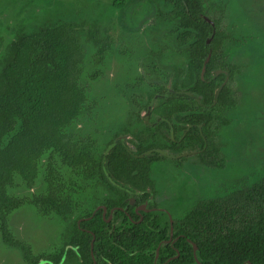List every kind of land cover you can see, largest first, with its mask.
Here are the masks:
<instances>
[{"label": "trees", "instance_id": "trees-1", "mask_svg": "<svg viewBox=\"0 0 264 264\" xmlns=\"http://www.w3.org/2000/svg\"><path fill=\"white\" fill-rule=\"evenodd\" d=\"M168 1L169 9L159 8L158 17L181 31L178 43L185 45L189 64L186 83L192 85L191 89L200 101L189 94H173L160 99L153 111L169 119L175 112H186L175 115L176 132L185 130L187 125L183 123L189 120L202 124L201 131L197 125H193L178 147L173 148L179 150L185 145L197 143L200 162L222 169L226 156L220 134L231 123L228 114L239 101L231 82L239 67L227 63L224 58L223 47L231 37L221 25L224 7L218 6L221 15L214 17L203 0ZM201 14L211 17L215 25L206 21ZM84 24L76 20H46L31 31L20 27L0 56V230L4 241L20 247L32 264H36L37 257L30 253L28 246L16 240L8 228L9 214L25 202L23 198L8 192L16 175L27 185H32L38 175L42 156L50 152L47 194L38 197L36 202L51 207L62 219H69L73 212L72 201L64 194L65 185L61 182L55 184L60 176L54 167L53 153L59 152L62 160L78 173L87 178L96 177L100 184L110 190L122 191L116 197V202L106 203L109 208L122 205V200L129 194L120 186H131L136 190L149 187L154 190L151 162L159 158V154L151 157L138 155L151 147H161L159 134L165 127L169 129L168 124L163 122L153 128L156 130L153 134L145 128L137 130L135 134L140 143L143 145L146 142L147 145L132 150L118 142L109 151L105 166L103 152H99L91 141L72 143L64 134L65 126L82 111L86 100L79 83L85 56L81 42ZM214 30L213 40L207 45L206 40ZM87 39L96 47V61L100 62L110 50L111 41L108 36L102 35V28L98 24L89 25ZM210 51L211 58L202 79V68ZM218 68L228 69L231 80L221 89L215 102V93L225 78L223 73L214 77ZM161 91L158 87L150 94ZM164 220L163 214L157 215V222ZM147 222L153 221L146 219L143 225L119 229L115 234L119 245L109 247L105 244V254L114 264H156V249L167 238V230L148 228ZM184 223L185 238L175 243L179 256L167 261L176 255V250L170 243L163 245L159 263L197 264L192 245L195 243L202 264H264V178L229 196L199 201L185 216ZM105 225L99 211L91 219L83 221V226L92 232L82 231L77 226L73 229L78 234L72 236L84 257L88 255L90 264H93L90 256L92 233L95 234L96 254L106 231ZM69 238L70 235L65 232V244ZM64 251L65 246L56 261Z\"/></svg>", "mask_w": 264, "mask_h": 264}, {"label": "rangeland", "instance_id": "rangeland-1", "mask_svg": "<svg viewBox=\"0 0 264 264\" xmlns=\"http://www.w3.org/2000/svg\"><path fill=\"white\" fill-rule=\"evenodd\" d=\"M226 4L222 28L232 35L225 52L230 62L239 64L234 87L240 97L229 112L231 123L220 134L226 165L212 169L188 156L181 165L162 160L153 167L159 188V202L171 207L179 219L186 216L201 200L216 199L251 187L264 178V0H221ZM0 0V55L14 38L18 27L31 30L39 23L70 20L100 21L113 37V50L101 63L94 60L95 49L82 37L85 58L81 65L80 86L87 101L83 113L66 131L74 137L93 136L102 152L111 132L126 118L129 106L120 101L132 88L150 90L140 81L141 60L155 43L150 28L155 26L154 8L147 0ZM122 8L125 10L122 12ZM219 12V11H218ZM218 12L213 14L219 15ZM185 56L170 44L164 53L166 64L184 66ZM111 128V132L107 130ZM104 130V132H103ZM106 130V132H105ZM49 153L40 162L35 183L28 187L17 177L9 192L23 197L42 195L46 190L45 175ZM55 164L64 181H74L72 195L76 203L72 219L89 210L100 190L94 181H85L65 171L58 157ZM169 194L171 197H164ZM88 195V196H87ZM92 201L88 202V197ZM15 235L31 245L35 254L51 251L60 243L65 228L54 212H43L34 203L25 204L10 217ZM0 264H27L20 251L0 243Z\"/></svg>", "mask_w": 264, "mask_h": 264}, {"label": "flooded vegetation", "instance_id": "flooded-vegetation-1", "mask_svg": "<svg viewBox=\"0 0 264 264\" xmlns=\"http://www.w3.org/2000/svg\"><path fill=\"white\" fill-rule=\"evenodd\" d=\"M121 1H125V3H124L125 4L124 8H125L126 5H128L129 1H133V0H121ZM147 1L149 3H151L153 8H154V17H155V23L156 24H155V26L150 28V30H151L150 32L152 33V37L154 38V40H152V41L155 43V46L152 47L151 50L149 51V53H147L141 60L142 75H141L139 80L142 82H147L151 86V88L148 91H143V89L139 85L140 89L132 88L130 90L129 94L126 95V97L123 96V99L120 101L124 102L125 104H127L129 106V109H128L127 114H126V118L122 124H118L116 126V129L113 132H111L110 127L109 128L107 127V130H109V132H111V135H110L111 137L106 142L102 152L104 154L103 165L105 166L106 158H107L109 151L112 148H114L118 142H121L127 149L137 150L138 147H142V146L147 145L146 142L143 145L140 143L139 138L135 134V132H137V130L145 128L146 130H148V132L153 134V132L156 131V130L155 131L153 130L154 127L162 124L163 122H166L168 124L169 129L165 127L163 129V132H161L159 134V137H158L161 147H158V146L151 147L150 149H148L144 153L138 155L140 157H143V156L151 157V156H154L155 153L159 154V158H156L155 160H153L151 162V177H152L153 182H154V190L149 188V187L145 190H136L134 188H131V186L130 187L120 186L129 195L122 200V203H123L122 205H113L109 208L106 203L107 202H110V203L116 202L117 201L116 197L119 196L120 194H122V191L110 190V189L106 188L104 185L100 184L96 177L87 178L84 175L78 173V170H76L75 168H73L72 166H70L69 164L65 163L62 160V157L59 154V152H54L53 153L54 167H55L58 175L60 176V180L59 179L56 180L57 182H55V184L57 185V183L61 182L65 185L64 194L66 193L65 195L67 197H70L72 204H73V212L71 213L69 219H67V220L62 219V217L55 210H53L51 207H47L44 204L36 202V199L38 197H42V196L47 194V182H46L47 166H46V175H45V183H46L45 192L42 195H37V196L30 197V198L29 197H23V196L20 197L18 195H15L17 197L23 198L25 200V202H23L19 207L15 208L8 216V228L11 231V233L13 234V237L16 240L22 242L23 244H25L26 246L29 247L30 253L34 257H37V259H38L36 264H90V259H89L88 255L84 257L83 253L80 251L79 244L76 243V239L72 236V235L78 234V231H75L73 229L75 226H77L82 231L92 232L89 228L83 226V221L91 219L99 211H101V216L106 223V225H105L106 231L103 233V236L101 237L100 247H99L96 254L94 252L95 234L92 233L93 238L90 242V256H91V260H92L93 264H114L113 260L108 255L105 254V244L108 245L109 247L119 245V242L117 240L118 237L115 235L119 229L124 230V229L130 228L134 225H141L142 222L146 219H147V221L149 219H152V221H153V222H147L146 223V226L148 228H158L159 230L162 228H165L167 230V232H166L167 238L163 239L159 243V245L156 249L155 263L156 264H162V263H159L158 261H159V257H160L159 256L160 255V248L163 245L170 243L176 250V255L169 257L167 259V261H170L173 258L178 257L180 254L178 248L175 247V243L178 241H181L185 238V234L183 232L184 227H185V223H184L185 216H183L182 218L179 219L178 217L174 216L173 212L175 209L176 210L181 209V208L183 209L184 206H183V203H179V202H175L173 207H171L169 205L170 203L169 204H167V203L161 204L159 202V200H160L159 188H158L156 180L153 176V167L156 163H158L162 160H170L175 165L178 166V165H181L185 160H187L188 156H190V155H194L196 157V160L198 163L205 165V164L201 163L199 158H198V154L200 152V149L198 146H196L197 143H194L193 145H185V146L181 147L179 150H175V148H173V147H178V145L181 143L180 141L185 137L187 131L193 125H197L199 130L201 131L202 124L192 123L189 120L188 123H183L184 125H187L185 130H182V132L180 130L179 131L177 130V132H176L175 131V124H177V118L175 115L184 114L186 112H180V113L175 112L176 114H172V119H169L167 117H163V116L159 115L158 113L154 112L153 108L159 104L160 99L172 96L173 94H177V95L189 94V95L195 97L197 101H200V98L197 96V94L194 91H192V89H191L192 85L189 83H186L189 64H188V58H187L186 52L184 50L185 45H181L178 43L179 35H180L181 31L175 29L170 23H168V21H163V22L160 21V19L158 17L159 8H163L164 10L169 9V1L168 0H147ZM203 2H204V5L209 8L210 15H212L214 17H219L221 15V13L218 12L219 11L218 6H221V7L223 6L224 11L226 10V4H225V2H222L221 0H203ZM123 11H125V10L122 8V12ZM214 12H218L219 15L213 14ZM224 14H225V12H224ZM201 16L204 17V19L206 21H208V19H210L213 22V24L210 21H208V22L211 23L213 26L215 25V22L213 21V19L211 17L206 16L204 14H201ZM223 17H224V15H223ZM47 20L52 21L51 19H47ZM70 21H73V20H70ZM79 22L85 23L84 28L82 30L81 42H82V37H85L86 41L91 43V45L95 49L94 60L97 64H101L113 50V42H114L113 37L109 34L108 29L100 21L81 20ZM41 23H39V24H41ZM91 24L100 25V27L102 28V35L108 36L109 40L111 41L110 50L107 52V54L103 57V59L100 62L96 61V47L94 46V44L91 41H89L87 39L89 25H91ZM20 27H23V26H20ZM20 27H18L17 30ZM23 28L26 31L32 30V29L27 30L25 27H23ZM16 31H15V33H16ZM215 31L216 30H214L213 33L211 34V36L207 38V40H206L207 45L211 44L213 37H214V34H215ZM14 37H15V34H14ZM230 40H232V35L229 38V40H227L224 44V47H223L224 58H225L227 63L236 64V63L230 62L228 60L227 54L225 52L226 43ZM170 44H173L185 56L186 61L184 63V66L181 67L180 65L175 64V63L174 64H166L164 62V53H165V50L168 49ZM7 45H6V47H7ZM6 47H5V49H6ZM5 49H4L3 53L5 52ZM2 54L0 56H2ZM211 54L212 53L210 51L209 54L207 55V58L205 59L204 66H203L202 72H201V78L202 79L205 78V72L207 69L206 65L211 58ZM84 58H85V56H84ZM207 59H208V61H207ZM236 65L239 67V69L234 74V77L231 81L232 85L234 83L236 75H238L242 72V67L239 64H236ZM204 68H205V70L203 71ZM222 73L225 75V78L215 93V102L218 99V96L220 94L221 89L231 80L230 71L228 69H224V68L216 69L214 77H217L218 75H220ZM79 83H80V79H79ZM155 85H159V86L155 87ZM175 86H176V88H175ZM158 87H160V90H162V91L161 92H154L153 95H151L150 92L158 90ZM233 87H234V85H233ZM218 91H219V93H218V96L216 97ZM234 91L236 92L235 87H234ZM84 92H85V90H84ZM236 94H237V92H236ZM237 96L239 97L238 94H237ZM85 97H86V92H85ZM86 101H87V97H86L82 111L65 126L63 132L67 137L70 138V141L72 143H83L86 141H91L93 143V145L99 149L98 144H97V142L93 136L92 137L91 136L74 137V136L68 134L66 131L67 127H69L71 125V123L74 120H76L83 113V111L85 109ZM239 101H240V97H239ZM239 101H238V103H239ZM148 126H150L151 128L148 129ZM103 132H104V130H103ZM105 132H106V130H105ZM113 143H115L114 147H112L108 151L107 155L105 156V152L107 151L108 147ZM223 152H224V150H223ZM47 153H49V160H50V152H47ZM55 157L59 158L61 166L65 171L72 172L74 174V176L79 177L82 180L94 181L95 184L100 189L97 192V194H99L100 197H95L94 204L92 206H90V209L84 211V213H82L81 215L77 216L74 219H72V215L74 213L76 203L74 201V197H73L72 193L75 190L76 185H75L74 181H72V180H70L69 182L64 181L61 173L59 172L57 165L55 164ZM49 160H48V162H49ZM40 162H41V160H40ZM48 162H47V164H48ZM225 165H226V162H225ZM205 166H207V165H205ZM207 167H209V166H207ZM39 168H40V164H39ZM209 168H212V167H209ZM212 169H216V168H212ZM38 174H39V170H38ZM17 177H19L22 180V178L19 175H16L15 179ZM36 179H37V177H36ZM36 179H35V181H36ZM109 179L113 182V180L111 178H109ZM35 181L33 182V184L35 183ZM22 182H24V181L22 180ZM14 184H15V180H14V183L12 185H14ZM24 184L28 187H31L33 185V184L27 185L25 182H24ZM12 185H10L8 187V192H9V188ZM11 195H14V194H11ZM168 196L171 197L169 194L164 195V197H166V198H168ZM91 198H92V196L88 197L87 201L88 202L92 201ZM198 202L199 201H197V203ZM29 203H34L36 206L40 207L44 213L45 212H54L56 215L59 216V218L62 221L65 222V228H64L63 232L60 234L59 245L56 246L55 248H53L51 251L44 253V254H39V255L35 254L31 245L24 242L23 240L19 239L10 227V217L13 214V212L18 210L19 208H21L25 204H29ZM195 205L192 208H194ZM88 212H90L91 215L85 216V214ZM161 214H163L165 216V220L163 222H157L156 221L157 215H161ZM68 229H69V231H67ZM65 232L68 235H70V238L68 239V243H66V244L63 241V235L65 234ZM188 241H190V240L188 239ZM0 243L3 247L20 251L22 256H23L24 261L27 264H32L29 260L26 259L25 253L23 252V250L20 247L11 246L7 242L4 241L3 234L1 232V230H0ZM192 245H193V243H192ZM64 246H65L64 253L62 254L59 261H56L55 259L58 257V254H60L61 249ZM69 251H71V253H69Z\"/></svg>", "mask_w": 264, "mask_h": 264}, {"label": "water", "instance_id": "water-1", "mask_svg": "<svg viewBox=\"0 0 264 264\" xmlns=\"http://www.w3.org/2000/svg\"><path fill=\"white\" fill-rule=\"evenodd\" d=\"M207 19H208V18H207ZM208 21H210V22L213 24V22H212L210 19H208ZM208 59H209V58H208ZM208 59H207V61H208ZM204 70H205V68L203 69V71H204ZM219 90H220V89H219ZM218 93H219V91L217 92L216 97L218 96ZM114 145H115V143L111 144V145L108 147L107 151L105 152V156L107 155L108 151H109L112 147H114ZM193 248H194V255H195V259H196V261H197V264H202L201 261H200V259L198 258V255H197V245H196L195 243H193Z\"/></svg>", "mask_w": 264, "mask_h": 264}]
</instances>
